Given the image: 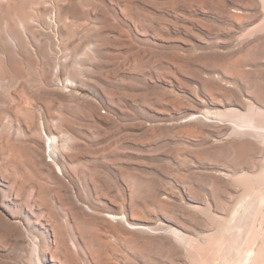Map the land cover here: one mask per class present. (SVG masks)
<instances>
[{"label": "rangeland", "instance_id": "374dc122", "mask_svg": "<svg viewBox=\"0 0 264 264\" xmlns=\"http://www.w3.org/2000/svg\"><path fill=\"white\" fill-rule=\"evenodd\" d=\"M263 84L264 0H0V264H233Z\"/></svg>", "mask_w": 264, "mask_h": 264}, {"label": "bare ground", "instance_id": "6f19581e", "mask_svg": "<svg viewBox=\"0 0 264 264\" xmlns=\"http://www.w3.org/2000/svg\"><path fill=\"white\" fill-rule=\"evenodd\" d=\"M259 108L258 106L256 107L255 114L258 118L255 121L248 120L247 122H241L234 119L228 122L238 136L251 134L264 141V120L259 119L261 118L260 115L263 116L264 112ZM47 138L56 140L54 135H48ZM49 147L52 149L51 145ZM262 162L258 181L255 183L250 182L245 187L229 212L225 231L230 240L227 252L231 254L233 264H264V160ZM37 255L38 263L41 264L40 255L42 254L38 252Z\"/></svg>", "mask_w": 264, "mask_h": 264}]
</instances>
